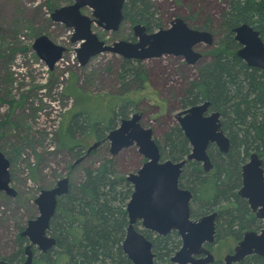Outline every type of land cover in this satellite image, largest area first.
I'll list each match as a JSON object with an SVG mask.
<instances>
[{
	"label": "rangeland",
	"instance_id": "1",
	"mask_svg": "<svg viewBox=\"0 0 264 264\" xmlns=\"http://www.w3.org/2000/svg\"><path fill=\"white\" fill-rule=\"evenodd\" d=\"M151 1L160 28H167L177 17L193 29L208 21L213 45L223 38L219 22L228 0ZM69 4L70 0H0V152L9 161V183L16 191L14 197L0 192V257L14 251L18 229L23 230L27 221L38 215L34 200L42 189L53 188L63 177L69 185H75L83 179L85 168H95L103 157L110 156L109 143L103 140V144L87 130L83 134L74 132L73 142L60 145L61 134L76 113L85 112L91 122L107 120L111 108L116 112L128 101L127 117L140 112L142 126L152 129L153 138L161 143L163 136L178 126L175 115L187 108L181 100L185 88L196 78L197 68L211 58L208 51L212 47L208 49L202 43L194 50L203 56L192 65L172 55L141 61L147 84L144 88H123L119 79L123 66L120 56L105 52L84 66L78 63L74 52L78 43L70 41L72 30L53 22L52 10L48 8ZM81 11L91 16V9L85 7ZM92 30L107 44L135 41L127 23L116 32H106L96 25ZM40 35L66 48L51 70L31 47ZM120 118L113 128L119 125ZM98 126L101 128L102 122ZM94 142H99L97 148L77 162ZM113 158L116 170L125 176L135 173L145 162L134 145L120 150ZM192 203L195 210L197 203ZM225 242L221 259L225 249H232L236 241L229 237ZM38 253L34 251L35 256Z\"/></svg>",
	"mask_w": 264,
	"mask_h": 264
},
{
	"label": "trees",
	"instance_id": "2",
	"mask_svg": "<svg viewBox=\"0 0 264 264\" xmlns=\"http://www.w3.org/2000/svg\"><path fill=\"white\" fill-rule=\"evenodd\" d=\"M53 6L48 8L53 10ZM156 14L151 0H126L122 9L123 21L131 26L142 24L151 31L161 25ZM242 23L256 29L264 42V0L227 1L219 22L223 38L208 51L210 60L197 68L196 78L185 88L181 99L183 107L208 100L210 110L220 113L222 130L230 143L226 154L213 145L208 147L212 170L204 172L199 163L188 161L179 178V185L189 189L192 201L197 203L194 213L204 214L218 205V245L214 248L213 264H222L219 257L225 240L231 237L237 241L253 220L245 201L237 194L241 185V165L250 153L256 152L263 160L264 169V72L248 67L235 55L238 44L233 39L232 29ZM209 24L207 21L199 29H209ZM122 65L119 73L122 87L142 88L146 82L144 65L127 59H123ZM128 104L124 102L116 112L112 108L107 120L91 122L85 112L76 113L61 134L60 145L72 141L74 132L83 134L86 130L101 142L105 141L115 120L126 116ZM156 143L163 160L178 161L190 151L177 125L163 136V142ZM83 173L81 182L69 185L67 193L57 202L48 229V234L55 239L54 247L34 255L31 264H131L121 250L128 222L125 206L132 193L131 185L126 176L116 170L114 158L110 156L103 157L95 168H85ZM20 232L21 228L16 235L14 251L7 257H0V264H18L24 259L27 241ZM141 232L152 243L153 264H170L169 258L180 245L176 232L166 236ZM225 250L229 252L231 248ZM239 264H264V257L252 255Z\"/></svg>",
	"mask_w": 264,
	"mask_h": 264
},
{
	"label": "water",
	"instance_id": "3",
	"mask_svg": "<svg viewBox=\"0 0 264 264\" xmlns=\"http://www.w3.org/2000/svg\"><path fill=\"white\" fill-rule=\"evenodd\" d=\"M71 4L52 10L53 22L62 23L72 30L70 41L77 44L74 52L81 66L100 53H111L123 59L145 61L164 55L181 57L187 65L198 61L202 54L195 47L204 43L210 47L213 36L209 31L193 29L182 18H174L167 28L146 32L144 25L132 27L136 41H115L107 44L92 31L96 24L106 32H115L122 22V9L125 0H70ZM91 9V16L82 13L83 8ZM233 39L239 49L235 55L248 67L264 72V42L259 32L247 23L233 28ZM32 49L48 69H52L60 60L66 48L55 44L47 36L40 35L32 43ZM208 100L191 105L175 115L177 124L188 141L190 151L178 161L162 160L159 147L153 138V131L141 125V113L135 112L129 118L120 120L119 125L111 129L106 140L111 156L132 145L145 162L136 173H130L126 180L132 186V193L126 203L127 226L121 250L131 264H153L152 244L144 235L134 229L136 222L142 228L164 236L176 230L181 238L180 248L171 256L172 264H206L212 261V255L202 249V243L213 242L214 219L216 212L204 215L198 221L190 218V201L192 193L180 188L178 180L182 167L188 161L201 164L204 172L212 169L213 164L208 155V147L213 145L220 153L229 150V138L223 132L220 113L209 111ZM99 145L94 142L86 149L88 155ZM84 156V157H85ZM83 157L77 160L80 161ZM263 161L256 152H252L240 168L241 186L238 195L247 200L257 218L264 220V170ZM9 162L0 152V191L10 197L15 191L9 184ZM68 191L67 178L60 179L51 189H42L34 203L38 215L28 220L20 235L27 240L25 260L19 264H31L33 247L41 253L54 247L55 239L48 235L49 223L56 205V197ZM205 254V258L196 256ZM264 257V224L259 232L247 231L236 244L231 253L223 257L224 264H235L246 256Z\"/></svg>",
	"mask_w": 264,
	"mask_h": 264
},
{
	"label": "flooded vegetation",
	"instance_id": "4",
	"mask_svg": "<svg viewBox=\"0 0 264 264\" xmlns=\"http://www.w3.org/2000/svg\"><path fill=\"white\" fill-rule=\"evenodd\" d=\"M126 1V0H125ZM52 12V11H51ZM183 21L184 22H186L184 19H183ZM123 23H127L128 25H129V23L128 22H126V21H123V18H122V22L120 23V26L123 24ZM93 25H96V24H92V26ZM134 25H136V24H134ZM134 25H129V27H130V29H131V32H132V38L134 37L133 36V31H132V27L134 26ZM142 25V24H141ZM188 25V24H187ZM91 26V27H92ZM97 26V25H96ZM120 26H119V28H120ZM161 26V25H160ZM119 28H118V30H119ZM146 28V27H145ZM160 27H158L157 29H159ZM235 28V27H234ZM157 29H154V30H147L146 29V32H153V31H155V30H157ZM199 29V28H198ZM117 30V31H118ZM199 30H206V31H209V30H207V29H199ZM93 31V30H92ZM94 32V31H93ZM116 32V31H115ZM210 32V31H209ZM211 33V32H210ZM232 33H233V29H232ZM98 38H99V36H98ZM100 39V38H99ZM134 39H135V41H136V38L134 37ZM213 39H214V36H213ZM101 40V39H100ZM131 42H134V41H131ZM236 42V41H235ZM106 43V42H105ZM237 43V42H236ZM197 47V46H196ZM208 49L209 48H214V45L212 44V46H210V47H208V46H206ZM211 48V49H212ZM239 49V46L237 47V49L236 50H238ZM201 53V52H200ZM101 54V53H100ZM202 54V53H201ZM99 55V54H98ZM97 56V55H96ZM202 56H203V54H202ZM123 59V58H122ZM201 59V58H200ZM199 59V60H200ZM127 60H130V59H127ZM149 60V59H148ZM198 60V61H199ZM131 61H137V60H131ZM141 62V61H140ZM145 74H146V71H145ZM145 84H147V74H146V82L144 83V86L142 87V88H144L145 87ZM127 102V101H126ZM111 110H112V108H111ZM209 111H211L210 110V107H209ZM133 113H135V112H133ZM133 113H131V114H133ZM140 113V112H139ZM126 116L125 117H121L119 120H121V119H123V118H128L127 116H128V114L126 113L125 114ZM131 116V115H130ZM141 118H142V114H141ZM141 120V119H140ZM141 123V122H140ZM142 125V124H141ZM155 140V139H154ZM107 141V140H106ZM108 142V141H107ZM133 146V145H132ZM131 147V146H130ZM97 148V147H96ZM129 148V147H128ZM91 153V152H90ZM89 153V154H90ZM85 154H86V151H85V153H84V155H82V156H80V157H78L77 159H79V158H81V157H83V156H85ZM88 154V155H89ZM251 154V153H250ZM87 156V155H86ZM85 156V157H86ZM111 156V155H110ZM5 157V156H4ZM85 157H83L80 161H83V159H85ZM113 157V156H112ZM249 157V156H248ZM260 157V156H259ZM261 158V157H260ZM162 159V158H161ZM248 159V158H247ZM262 159V158H261ZM8 160V159H7ZM163 160V159H162ZM247 161V160H246ZM245 161V162H246ZM263 161V160H262ZM9 162V161H8ZM79 162V161H78ZM244 162V163H245ZM198 163V162H197ZM243 163V164H244ZM200 164V163H199ZM186 165V164H185ZM184 165V166H185ZM201 165V164H200ZM184 166L182 167V169H181V172H182V170H183V168H184ZM242 166V165H241ZM202 167V166H201ZM8 168H9V166H8ZM213 168V167H212ZM262 168H263V166H262ZM212 170V169H211ZM264 170V169H263ZM137 172V171H136ZM135 172V173H136ZM8 174H9V172H8ZM180 175H181V173H180ZM127 176V175H126ZM63 178H66V177H63ZM179 178H180V176H179ZM62 179V178H61ZM68 180V179H67ZM9 181H10V178H9ZM59 180H57V182H58ZM57 182L55 183V185L53 186V187H55L56 186V184H57ZM10 184V183H9ZM130 184V183H129ZM131 185V184H130ZM68 186H69V181H68ZM178 186L180 187V188H184V189H187V188H185V187H182V186H180L179 185V180H178ZM241 186V185H240ZM132 187V186H131ZM240 188V187H239ZM239 188H238V190H239ZM189 190V189H188ZM238 190H237V194H238ZM15 191V190H14ZM190 191V190H189ZM0 192H2V191H0ZM191 192V191H190ZM192 193V192H191ZM15 195H16V191H15ZM63 195H61V196H58V197H56V205H55V209H54V213H55V210H56V207H57V202H58V200L62 197ZM239 196V195H238ZM239 198H241L240 196H239ZM242 200H244L245 201V204H246V206H247V208H248V213H250V215L252 214L253 216H251L252 218H253V220H252V222H250L249 223V229L248 230H245L243 233H242V235H241V237L235 242V246H236V244L242 239V237H243V234L245 233V232H247V231H255V232H259L260 230H261V228L263 227V224H264V220L263 219H260V218H257L256 217V215H255V212L254 211H252L251 209H250V207H249V205H248V203H247V200L246 199H243V198H241ZM192 198H191V201H190V218H191V220H194V221H198L201 217H203L204 215H207V214H210V213H212V212H216V216H215V219H214V235H213V237H214V239H213V242L212 243H208V242H203L202 243V246H201V248L202 249H206L211 255H212V261H210L209 263H206V264H213L214 262H215V251H214V248L216 247V243H217V237H216V230H217V218H218V205L217 206H215V207H213L212 208V211L211 210H209L208 212H206V213H204V214H198V213H194L193 211H195L196 212V208H195V210L192 208ZM37 211H38V209H37ZM54 216V214L52 215V217ZM51 217V218H52ZM51 220V219H50ZM128 223V222H127ZM50 225V224H49ZM134 229L136 230V231H138V232H140L142 235H143V233L141 232V230L143 231V230H145V231H148V232H150V233H152V234H155V233H153V232H151V231H149V230H146V229H144V228H142V226L140 225V222L138 221V222H136V224L134 225ZM22 230V229H21ZM171 232H176V234L178 235V233H177V231L176 230H171L169 233H171ZM21 233V232H20ZM48 233V232H47ZM169 233H167L166 235H168ZM227 234V233H226ZM225 234V235H226ZM49 235V234H48ZM156 235V234H155ZM166 235H164V236H166ZM145 237V236H144ZM178 237H179V240H180V245H179V248H180V246H181V238H180V236L178 235ZM146 238V237H145ZM147 239V238H146ZM148 240V239H147ZM152 244V243H151ZM26 245V244H25ZM234 246V247H235ZM233 247V248H234ZM178 248V249H179ZM233 248L229 251V252H226L225 254H224V256L226 255V254H228V253H231L232 252V250H233ZM177 249V250H178ZM32 250H33V256H34V251L35 250H37V248L36 247H33L32 248ZM176 250V251H177ZM175 251V252H176ZM40 252V251H39ZM174 252V253H175ZM174 255V254H173ZM254 255V254H253ZM24 259L22 260V261H20L19 263H22V262H24V260H25V257H26V255H25V246H24ZM223 256V257H224ZM250 256H252V255H250ZM257 256V255H256ZM155 257V256H154ZM206 257V255L205 254H200V255H198V256H196V258H198V259H201V258H205ZM223 257H222V259H221V263L222 264H224V261H223ZM247 257H249V256H246L245 258H247ZM261 257V256H260ZM171 258V257H170ZM170 258H169V262H170ZM244 258V259H245ZM244 259H242L240 262H242ZM240 262H238V263H235V264H239ZM18 263V264H19ZM154 263V262H153ZM5 264H7V263H5ZM170 264H172L171 262H170Z\"/></svg>",
	"mask_w": 264,
	"mask_h": 264
}]
</instances>
